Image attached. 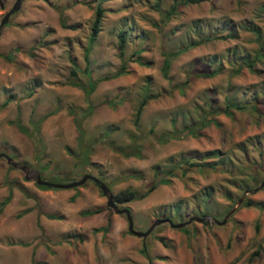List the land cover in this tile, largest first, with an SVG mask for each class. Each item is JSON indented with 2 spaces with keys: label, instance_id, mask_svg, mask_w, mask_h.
Returning a JSON list of instances; mask_svg holds the SVG:
<instances>
[{
  "label": "rangeland",
  "instance_id": "rangeland-1",
  "mask_svg": "<svg viewBox=\"0 0 264 264\" xmlns=\"http://www.w3.org/2000/svg\"><path fill=\"white\" fill-rule=\"evenodd\" d=\"M181 1L169 11L173 0H21L0 29V154L51 183L90 174L113 196L157 182L116 203L135 231L164 217L204 220L136 237L91 181L39 189L0 159V202L11 194L0 209V264H264V185L254 192L264 179V0ZM177 51L163 77L162 53ZM133 144L140 157L123 156Z\"/></svg>",
  "mask_w": 264,
  "mask_h": 264
},
{
  "label": "trees",
  "instance_id": "trees-1",
  "mask_svg": "<svg viewBox=\"0 0 264 264\" xmlns=\"http://www.w3.org/2000/svg\"><path fill=\"white\" fill-rule=\"evenodd\" d=\"M175 1L176 0H173V4L170 6V9L169 11H173L175 10L176 8V4H175ZM200 1H203V0H182L181 1V4H194V3H198ZM103 9L101 8V5L98 3L95 8H94V12H93V19H92V22H91V25H90V34H89V40L92 41L94 40V38L96 37V35L98 34L99 30H100V23H101V20H102V17H103ZM166 16L169 15V12L167 11L166 13ZM124 43H125V37H124V34L122 32H120L118 34V43H117V52H118V56L121 57L122 54H123V47H124ZM262 50V47L259 46V52ZM179 54V52H174V53H162V63H161V67H160V70H161V74L163 77H166L167 76V72H168V69H169V65H170V60L172 58H174L175 56H177ZM1 57L5 58V59H8L10 60V57L8 55H1ZM246 66H250V63H247ZM123 73V69H119L117 70L112 77H117V76H120L121 74ZM70 75L72 77H74V73L73 71L70 72ZM199 77H209L211 76V73H199L197 74ZM73 86H79L77 85V83H74ZM146 100L147 98L146 97H142V99L140 100V102L138 103L137 105V108H136V111H135V116H134V121H133V124L136 126L137 125V122H138V119H139V115L141 113V110L143 108V106L145 105L146 103ZM5 105V103H3ZM4 105H0L1 106H4ZM241 107H238V106H235L234 109H240ZM223 113H226L228 112V106H226L223 110ZM75 126H76V131L78 132L79 135H81V129L79 127L78 124L74 123ZM17 128L18 130H21L22 132H24V130L21 128L20 125H18L17 123ZM191 131L192 130H188L187 131V134H191ZM30 136H32V133L30 134ZM172 137H174L175 135H171ZM33 138V137H32ZM164 138V137H163ZM33 141H34V138H33ZM34 143V142H33ZM36 148V147H35ZM122 155L123 156H132V157H136V158H139L140 157V149L137 145L133 144L130 146V152L128 153H123L121 151ZM208 154V153H207ZM189 166H197V167H209V168H212L213 167V163H206V164H201V163H196V164H188ZM153 175H158V173L154 170L153 172ZM131 177V176H129ZM158 183L160 184H166V181L164 179H160L158 181ZM157 185V182L155 183H152L151 185L148 186V188L140 195H136L132 190L130 189H125V190H122L120 192H118L117 194H115L113 196V200L115 203H127V202H131V201H134V200H139L141 198H144L148 193H150ZM37 188L39 189H45V188H48V187H42V186H36ZM11 198V194L10 192L8 191L6 197L0 202V209L9 201V199ZM245 206H252V207H256L254 206L252 203L250 202H246L244 203ZM29 210V209H28ZM99 212V209H95V210H92V211H89V212H85L83 213L84 215H91V214H95V213H98ZM165 218V217H164ZM108 228V223H106V225L104 227H101V228H97L95 229L94 231H99V232H102V234L106 233L107 232V229ZM255 229L257 230V225H255ZM74 237V236H73ZM71 237V238H73ZM68 237H63L61 238L60 240H57L56 242L54 241L53 243H61V242H65L67 240ZM80 240V239H78ZM158 241L164 245L163 243V240L162 238H158ZM142 254H144V251H142ZM257 254V253H255ZM145 255V254H144ZM145 257L147 258V260L149 259L146 255ZM31 264H42V263H35V262H32Z\"/></svg>",
  "mask_w": 264,
  "mask_h": 264
},
{
  "label": "water",
  "instance_id": "water-1",
  "mask_svg": "<svg viewBox=\"0 0 264 264\" xmlns=\"http://www.w3.org/2000/svg\"><path fill=\"white\" fill-rule=\"evenodd\" d=\"M4 3H5V0H0V8L4 6ZM20 5H21V0H13V4L11 8L6 13H4V15L2 16L0 20V29L8 21L9 16L19 10ZM0 159H4V161L6 162L8 166L20 171L23 174V179L25 181H32L36 186L48 187V188L58 189V190H69V189H73V188L83 185L86 181H91L94 185L98 187L101 195L105 198L106 207L110 208L117 215H123L125 218L126 224H127V231L136 237L145 238L151 233V231L155 227L161 224L166 223L170 228L180 229L192 222L201 223L204 220L203 218L191 216L184 222L172 223L167 218H161V219L153 220L145 231L143 232L135 231L133 229L132 217L130 215V212L125 208H118L117 204L113 200V195L111 191L109 190V188L102 181H100L97 177L92 176L90 174H83L79 179L73 180L67 183H63V184L51 183V182H47L43 180L39 176L38 172L29 169V167L24 164H19V163L14 162L10 157H8L5 154L1 153ZM263 185H264V179L261 181L259 186L254 189V192L258 191ZM247 193L248 191H244L243 196ZM240 201H241V198L237 200L236 204L238 205ZM234 209L235 208H232L226 214V216L222 219V221L217 224L219 225L223 224L226 218L233 212Z\"/></svg>",
  "mask_w": 264,
  "mask_h": 264
},
{
  "label": "crops",
  "instance_id": "crops-1",
  "mask_svg": "<svg viewBox=\"0 0 264 264\" xmlns=\"http://www.w3.org/2000/svg\"><path fill=\"white\" fill-rule=\"evenodd\" d=\"M26 166H27V165H26ZM12 176H13V175H12ZM14 176H16V175H14ZM16 178H17V177H16ZM92 215H95V216H96V215H99V214L95 213V214H91L90 216H92ZM99 220H100V219H99ZM96 221H98V220H95L94 222H96ZM94 222H93V223H94Z\"/></svg>",
  "mask_w": 264,
  "mask_h": 264
}]
</instances>
